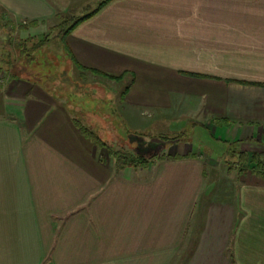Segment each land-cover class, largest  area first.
<instances>
[{
  "label": "crops",
  "instance_id": "crops-1",
  "mask_svg": "<svg viewBox=\"0 0 264 264\" xmlns=\"http://www.w3.org/2000/svg\"><path fill=\"white\" fill-rule=\"evenodd\" d=\"M98 8L64 35L66 76L103 91L98 83L117 82L116 103L84 123L107 146L79 130L80 95L8 72L0 83V264H264V172L251 164L264 162V0ZM58 10L53 0H0L21 28ZM190 111L216 152L180 137ZM124 130L133 151L135 140L157 146L139 155L157 156L150 167L117 168ZM229 149L230 188L215 177Z\"/></svg>",
  "mask_w": 264,
  "mask_h": 264
},
{
  "label": "rangeland",
  "instance_id": "rangeland-1",
  "mask_svg": "<svg viewBox=\"0 0 264 264\" xmlns=\"http://www.w3.org/2000/svg\"><path fill=\"white\" fill-rule=\"evenodd\" d=\"M53 1H55V3L58 4L59 6L58 11L60 15H58L50 22L42 23V25L37 27V29L29 28L30 24L28 23L26 25L22 24V28H21L19 26L21 25L20 23H18V25L12 23L10 17L5 16L4 13L0 11V83L5 82L4 78L5 76H7V72L10 74L12 73V70L16 68V64L20 62L21 58L23 57V53H22L23 51L31 50L35 46L37 47L39 45L37 44V42L40 36H45V35L49 36L50 41L48 42L53 48L47 49L46 45L45 47L40 46L36 50V52H34V56L37 62V65L35 64V68L37 72H41V73L40 75L37 76L33 75L32 78L36 80L37 79L42 80L45 87L49 89H54L55 93L57 94L66 95V94L75 93L77 95H80V97H76V96L74 97L76 102H78L75 105H79L80 109L83 110L84 112L80 111V112H75L74 114L78 119V121L82 123V126L86 127V124H84L86 119H91V120L98 119V114L96 112V109L97 111H99L100 107L105 105H110L112 103L111 101L113 102L115 101L114 98L115 94L112 91L116 87H118L117 82L107 80L104 81V83H98V85H100V88H103L104 91L99 88H96L95 86L96 81L87 80L86 78L81 83H79L81 84L79 86L71 82L67 78L66 73L67 71L71 70L72 59L69 56L68 50L65 48L64 35L62 34L58 26L61 24L64 18L72 17L69 15H71L74 12L76 15L75 18L78 19L79 17L78 14L83 15L86 12L93 11L96 7H98L99 3L103 0H93L90 1L88 4L85 3L87 0H53ZM78 5L79 7L82 6L80 8V11L79 9L78 10L74 9L76 8L75 6ZM23 28L26 29L23 30ZM23 70L25 71L26 67L23 68ZM46 75H48V77H44ZM98 92L99 94L101 93L104 94L105 92L104 94L105 102L97 100ZM83 101H86V105L83 104L84 103ZM184 115H185L184 117H187L186 118L187 120L186 122L184 121L185 123H182L185 124L184 125L185 128L180 137L184 139L187 138L189 140L195 139L196 142L200 144L199 148L203 152H207L208 150L210 152H212V150L216 152V145H214L215 143L213 141L212 142L208 141V139L194 134L196 132L194 128L195 127L194 122L199 119V116H197L192 111L188 113H184ZM156 128H158L157 124L155 127V131H159ZM117 134H118L117 138H119V141L120 143L123 144V146L117 148L118 150L115 151H122L125 154H129V155L130 154L136 156L143 155L144 157L148 158L151 156V152L153 151V149L157 147L155 144L151 145L146 143L147 141H145V143H141V141L135 140L136 144H138L139 142L141 146L136 152L133 151L132 149L133 141L132 139L129 140V137L126 135V130H124V134H122L121 131H118ZM172 134L174 133H171V135L170 134L169 135L165 134V135L171 138ZM121 137H123L125 140H121ZM235 151L236 150L234 149H229L226 152L227 153L226 155L229 156L231 155V157H229L226 160L223 159L218 163L219 164L217 167L218 171H216L218 174H216L215 177L219 179L218 182L221 187H223L222 185H224V187L227 186L229 188L230 185H232L233 187L237 186L235 180L236 174L233 171L232 173L228 172L229 166L231 167L232 165L236 164L233 161L234 158L232 156ZM232 191H235V188H232ZM233 196L235 197V192Z\"/></svg>",
  "mask_w": 264,
  "mask_h": 264
},
{
  "label": "trees",
  "instance_id": "trees-1",
  "mask_svg": "<svg viewBox=\"0 0 264 264\" xmlns=\"http://www.w3.org/2000/svg\"><path fill=\"white\" fill-rule=\"evenodd\" d=\"M109 1L111 0H105L102 3L99 4L98 10H100L104 5H106ZM97 10V11H98ZM90 17V16H89ZM89 17L86 18H79V19H74L72 17H66L62 20L61 24L58 26L60 28V31L62 32L63 35H66L73 31L81 22L84 20L88 19ZM24 27V26H23ZM50 41L49 36H40L38 38L37 44H39L37 47L35 46L31 50H26L23 51V57L21 58L20 62L16 64V68L12 70L11 76L12 77H20V76H33V75H40L41 72H37L35 68V64L37 65L36 58L34 56V52L41 46L45 47V45ZM26 67V70L24 71L23 68ZM94 74H97L99 76H102L104 78L108 79H119V78H114L111 76H108L107 74H103L97 71H91ZM79 130L88 138H91V140L96 143L98 146H107L104 142L100 140V138L94 134L91 130L88 128H85L82 126V124H79ZM112 154L114 155L117 163V168L119 170H124L126 168H141V167H150V165L153 163V161L157 158V156H154L152 159H146L142 156H136L132 154H125L122 151H117L114 152L112 150ZM159 159H162L159 157ZM252 161L251 164L253 163L257 168L262 166V170H259V173L264 172V162L260 161L256 156H252ZM247 163V162H246ZM252 168V167H251ZM246 171H248V167L245 166ZM242 173L243 171L240 170ZM253 171V170H252Z\"/></svg>",
  "mask_w": 264,
  "mask_h": 264
}]
</instances>
